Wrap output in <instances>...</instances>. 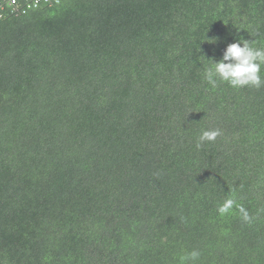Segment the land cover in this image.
<instances>
[{"label": "trees", "instance_id": "obj_1", "mask_svg": "<svg viewBox=\"0 0 264 264\" xmlns=\"http://www.w3.org/2000/svg\"><path fill=\"white\" fill-rule=\"evenodd\" d=\"M3 12L0 264H264V87L203 79L264 0Z\"/></svg>", "mask_w": 264, "mask_h": 264}, {"label": "clouds", "instance_id": "obj_2", "mask_svg": "<svg viewBox=\"0 0 264 264\" xmlns=\"http://www.w3.org/2000/svg\"><path fill=\"white\" fill-rule=\"evenodd\" d=\"M209 39H211V43L217 41L216 37ZM210 60L211 63L205 69L203 79L213 88L219 82H226L233 88L248 86L259 89L264 87V75H262V70H264V47L254 46L249 39L242 37L234 39L233 42L227 44L221 59ZM221 134L219 128L202 130L198 137L197 148H200L205 142H214ZM234 207L239 211L245 222H251L252 217L248 211L243 205L238 204L232 195H229L218 205L217 211L220 215H225ZM199 257L200 252L192 250L180 259L183 264H195Z\"/></svg>", "mask_w": 264, "mask_h": 264}, {"label": "built area", "instance_id": "obj_3", "mask_svg": "<svg viewBox=\"0 0 264 264\" xmlns=\"http://www.w3.org/2000/svg\"><path fill=\"white\" fill-rule=\"evenodd\" d=\"M61 0H0V17L3 16L4 10L9 9L11 12H26L32 7H38L40 4L53 5Z\"/></svg>", "mask_w": 264, "mask_h": 264}, {"label": "water", "instance_id": "obj_4", "mask_svg": "<svg viewBox=\"0 0 264 264\" xmlns=\"http://www.w3.org/2000/svg\"><path fill=\"white\" fill-rule=\"evenodd\" d=\"M20 1H23V0H20ZM60 2H61V1H60ZM60 2H59V3H60ZM56 4H58V3H56ZM44 5H45V6H50V5H47V4H43V5L40 4V6H44ZM53 5H55V4H53ZM40 6H38V7H40ZM12 13H13V12H12ZM16 13H21V14H23V12H20V11H18V12H16Z\"/></svg>", "mask_w": 264, "mask_h": 264}, {"label": "bare ground", "instance_id": "obj_5", "mask_svg": "<svg viewBox=\"0 0 264 264\" xmlns=\"http://www.w3.org/2000/svg\"><path fill=\"white\" fill-rule=\"evenodd\" d=\"M33 9H36V7H32V8H30L28 11L33 10ZM28 11H27V12H28ZM13 13H16V12H13Z\"/></svg>", "mask_w": 264, "mask_h": 264}]
</instances>
